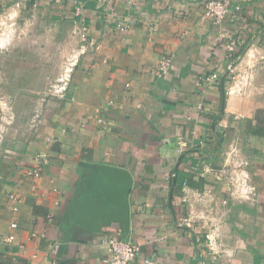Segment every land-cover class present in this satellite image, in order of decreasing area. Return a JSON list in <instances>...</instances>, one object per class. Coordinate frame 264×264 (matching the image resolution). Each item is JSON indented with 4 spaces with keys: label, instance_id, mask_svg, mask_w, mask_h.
<instances>
[{
    "label": "crops",
    "instance_id": "1",
    "mask_svg": "<svg viewBox=\"0 0 264 264\" xmlns=\"http://www.w3.org/2000/svg\"><path fill=\"white\" fill-rule=\"evenodd\" d=\"M207 1L0 0V99L14 115L0 156V240L15 237L0 264H104L112 237L140 246L132 264H264V0H230L241 9L220 25L203 18ZM82 22L100 48L81 59L65 101L45 99ZM229 37L245 56L236 74L253 75L242 93H229L230 76L224 91L201 79L227 72ZM164 55L173 65L159 77ZM234 147L255 203L230 193ZM11 193L24 198L18 213Z\"/></svg>",
    "mask_w": 264,
    "mask_h": 264
},
{
    "label": "built area",
    "instance_id": "2",
    "mask_svg": "<svg viewBox=\"0 0 264 264\" xmlns=\"http://www.w3.org/2000/svg\"><path fill=\"white\" fill-rule=\"evenodd\" d=\"M57 3H60L62 0H50ZM241 8L238 5H233L230 0H208L204 6L203 18L209 20L215 25L222 24L226 18L230 15L232 10L239 11ZM79 16V11L76 12ZM130 16L125 18L124 23L118 25L119 31L125 32L128 28V22H130ZM77 27L75 31V36L78 40V45L71 50V52L65 58L62 69L59 75L54 81L50 83L44 92V98L51 101H65L71 91V84L73 80V74L78 67L81 59L88 55L91 52H94L100 48L99 44L95 39L90 36L89 27L84 23ZM2 25V24H1ZM241 46V40L235 37H229L225 40V47L229 54L230 63L227 67V71L230 72L229 76L232 78L233 86L229 89V93H242L243 90L251 85L253 82V75L249 73L248 70L243 71L242 73L236 74V67L239 63L243 62L244 57L238 56L239 48ZM221 58V56H219ZM249 57L254 58L252 53H249ZM174 56L173 55H164L158 65L156 74L159 77L166 76L172 65H173ZM201 79L204 80L208 85H215L221 80V70L217 69L216 72L212 74H204L201 76ZM108 106H113L114 101L109 100L107 102ZM0 156L2 155V145L5 141V136L7 130L14 123V115L12 108L9 102L5 99H0ZM41 114L38 112L35 114L31 124L32 127L37 126L39 123V118ZM90 119L95 120L99 124H102L103 121L96 116L90 117ZM227 162L229 167L232 168V171L229 172L230 181V193L231 195L240 200L241 202H251L255 203L258 200V190L253 182V179L248 171V163L241 158V155L237 148H233L228 156ZM38 165L32 169L26 171V175L32 179H37L41 176L42 167L47 164V159L41 157L37 160ZM223 176L225 174L223 173ZM227 176V175H226ZM171 179V177H169ZM186 186L187 183H184ZM8 200L10 202V209L13 213H18L24 207L25 201L21 194L11 193L8 195ZM189 224V223H187ZM190 226V225H189ZM197 226V224H191V227ZM11 227L17 228V224H12ZM15 240L14 235H9L4 239L0 240V258L3 253V249L6 245L13 243ZM206 246L208 252L212 255L219 253V247L216 241V237L211 233L206 236ZM106 244L110 249V255L105 259L104 264H132L134 260L140 254V246L131 241H124L117 237H112L106 240ZM148 263V261H147Z\"/></svg>",
    "mask_w": 264,
    "mask_h": 264
},
{
    "label": "water",
    "instance_id": "3",
    "mask_svg": "<svg viewBox=\"0 0 264 264\" xmlns=\"http://www.w3.org/2000/svg\"><path fill=\"white\" fill-rule=\"evenodd\" d=\"M229 74H230V72L229 71H227L224 75H223V77H222V79H221V85H222V89H223V91L225 90V81H226V79L229 77ZM224 103H225V100H224ZM224 103H223V106H222V108L224 109ZM112 169H110V168H108V167H100V170L99 171H101L102 172V174L105 176V177H107V179H109V180H111L112 178H111V175H112V171H111Z\"/></svg>",
    "mask_w": 264,
    "mask_h": 264
},
{
    "label": "rangeland",
    "instance_id": "4",
    "mask_svg": "<svg viewBox=\"0 0 264 264\" xmlns=\"http://www.w3.org/2000/svg\"><path fill=\"white\" fill-rule=\"evenodd\" d=\"M232 79V78H231ZM233 79L231 80L232 84H233ZM10 104V103H9ZM11 108H12V105L10 104ZM12 112H13V108H12ZM1 113V112H0Z\"/></svg>",
    "mask_w": 264,
    "mask_h": 264
},
{
    "label": "trees",
    "instance_id": "5",
    "mask_svg": "<svg viewBox=\"0 0 264 264\" xmlns=\"http://www.w3.org/2000/svg\"><path fill=\"white\" fill-rule=\"evenodd\" d=\"M244 52H245V50H241V52H240V55H243V54H244Z\"/></svg>",
    "mask_w": 264,
    "mask_h": 264
}]
</instances>
